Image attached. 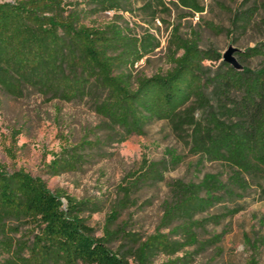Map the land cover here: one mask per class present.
Returning a JSON list of instances; mask_svg holds the SVG:
<instances>
[{
	"label": "trees",
	"instance_id": "obj_1",
	"mask_svg": "<svg viewBox=\"0 0 264 264\" xmlns=\"http://www.w3.org/2000/svg\"><path fill=\"white\" fill-rule=\"evenodd\" d=\"M131 1H0V89L15 94L31 88L66 102L86 100L102 118L109 141L141 135L149 122L165 120L191 152L224 165L226 173L208 172L197 182L172 180L160 219L169 232L156 230L140 241L112 229L120 204L106 217L104 236L96 237L83 216L84 201L51 192L40 176L0 163V264H129L123 251L108 245L117 239L130 243L126 250L137 264H148L159 252L194 244L195 229L236 214L241 208L229 205L250 191L264 200V63L234 69L221 61L211 70L204 62L218 60L219 54L182 38L174 27L170 67L134 76V65L157 46L154 37L146 33L137 38L114 23L84 22ZM139 1L142 9L153 1L167 9L162 0ZM200 1L170 0L191 14L203 11ZM250 1L241 0L242 7L234 11V29L252 24L259 8L256 24L264 28V2L243 8ZM236 54L245 63L264 61V39ZM99 143L100 138L82 139L62 146L43 172L79 170ZM161 179L160 162L139 175L144 181ZM201 214L205 216L195 218ZM171 233L184 240L171 239ZM245 264L258 263L251 255Z\"/></svg>",
	"mask_w": 264,
	"mask_h": 264
},
{
	"label": "rangeland",
	"instance_id": "obj_2",
	"mask_svg": "<svg viewBox=\"0 0 264 264\" xmlns=\"http://www.w3.org/2000/svg\"><path fill=\"white\" fill-rule=\"evenodd\" d=\"M162 1L166 10L155 1L142 9L141 1L132 0L119 10L94 13L84 22L114 23L137 38L146 33L154 37L157 46L134 65V76H148L170 67L174 27L182 38L195 40L200 48L219 54L218 60L204 62L211 70L219 66L229 45L243 51L264 39V28L256 24L262 16L260 8L246 29L231 26L234 11L242 7L241 0H201L203 11L192 14L187 9H177L170 0ZM252 1L243 8L264 2ZM182 14L186 16L180 17ZM234 56L241 66L257 67L264 63L261 59L245 63L236 53ZM102 123V118L86 100L66 102L31 88L15 94L0 89V163L9 170L20 168L40 176L51 192L84 201L83 216L96 237L104 236L105 219L120 204L112 229L118 228L140 241L156 230L169 232L170 228L160 226V219L165 202L170 199L168 185L172 180L197 182L208 172L226 173L224 165L202 161L198 154L191 152L187 141L165 120L149 122L141 135L132 134L123 139L118 136L112 141L104 138L106 130ZM98 138L101 143L89 152V160L79 170L58 175L43 172L44 165L62 146ZM155 162H160L162 179L139 180V175ZM61 199L65 204V198ZM237 205L241 209L236 214L226 215L217 224L207 223L195 229L194 244L184 245L172 253L159 252L148 264H245L251 255L258 264H264V200L250 191L235 205H229V209ZM169 237L184 240L179 233H171ZM108 245L112 250L123 251L129 264H137L126 250L130 243L117 239Z\"/></svg>",
	"mask_w": 264,
	"mask_h": 264
},
{
	"label": "water",
	"instance_id": "obj_3",
	"mask_svg": "<svg viewBox=\"0 0 264 264\" xmlns=\"http://www.w3.org/2000/svg\"><path fill=\"white\" fill-rule=\"evenodd\" d=\"M239 51L235 47L229 45L227 50L222 54V61L231 65L234 69H240L241 65L237 62L234 54Z\"/></svg>",
	"mask_w": 264,
	"mask_h": 264
}]
</instances>
